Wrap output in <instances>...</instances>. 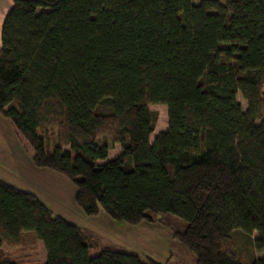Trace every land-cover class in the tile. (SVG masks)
<instances>
[{"label":"trees","instance_id":"trees-1","mask_svg":"<svg viewBox=\"0 0 264 264\" xmlns=\"http://www.w3.org/2000/svg\"><path fill=\"white\" fill-rule=\"evenodd\" d=\"M1 40L0 113L38 164L74 182L87 215L173 214L198 264H264V0H14ZM150 104L168 109L153 141ZM107 134L123 150L112 159ZM237 230L261 255L228 248ZM25 232L45 264H168L91 256L82 226L0 178V249Z\"/></svg>","mask_w":264,"mask_h":264},{"label":"rangeland","instance_id":"rangeland-1","mask_svg":"<svg viewBox=\"0 0 264 264\" xmlns=\"http://www.w3.org/2000/svg\"><path fill=\"white\" fill-rule=\"evenodd\" d=\"M13 4L14 0H0V45L2 23ZM238 99L246 109L247 102L241 94ZM149 108L157 114L155 131L151 136L153 141L160 130L168 128V109L165 104H150ZM39 132L44 135L50 151L60 142L55 123L42 125ZM101 138L110 144L109 159L122 153L121 144L115 142L111 135ZM0 178L35 193L54 215L82 226L91 243V256L98 254L102 248H113L136 253L145 262L198 264L196 255L178 237L187 223L173 214L149 212L148 217L139 223L115 219L103 208L97 215H87L76 201L77 187L74 182L57 168L38 164L3 113H0ZM254 236L257 234L254 233ZM248 242L237 230L226 245L235 250L242 260L249 261L253 255L261 253L256 252ZM1 253L17 264H45L47 258L45 246L34 232H25L20 244L3 245Z\"/></svg>","mask_w":264,"mask_h":264},{"label":"crops","instance_id":"crops-1","mask_svg":"<svg viewBox=\"0 0 264 264\" xmlns=\"http://www.w3.org/2000/svg\"><path fill=\"white\" fill-rule=\"evenodd\" d=\"M5 18V17H4ZM4 22V21H3ZM2 25H3V23H2ZM1 34H2V32H1ZM0 49H1V45H0Z\"/></svg>","mask_w":264,"mask_h":264}]
</instances>
